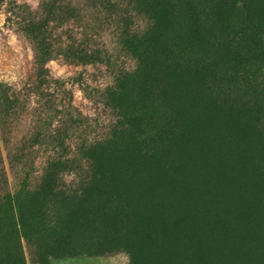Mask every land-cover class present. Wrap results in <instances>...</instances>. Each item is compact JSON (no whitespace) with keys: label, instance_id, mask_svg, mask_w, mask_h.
<instances>
[{"label":"rangeland","instance_id":"rangeland-1","mask_svg":"<svg viewBox=\"0 0 264 264\" xmlns=\"http://www.w3.org/2000/svg\"><path fill=\"white\" fill-rule=\"evenodd\" d=\"M180 54L209 68L178 75L172 64L161 78L160 64ZM143 64L151 68L134 74ZM253 71L264 77V0H0V264L118 252L130 261L134 249L145 257L130 264H149L151 253L155 264H264V179L253 169L263 139L240 135L245 109L217 111L188 90L225 78L247 91ZM150 88L159 90L156 104L164 89L161 99L183 109L174 117L184 128L163 155L142 146L160 121L131 116ZM247 94L249 105L264 104V89ZM107 106L134 121L118 126ZM209 126L212 155L229 149V162L219 170L200 162L184 181ZM100 165L140 177L132 190L142 191L145 235L128 228L122 241L119 227L133 217H100L115 209L105 192L80 200L22 183L25 173ZM53 204L61 211L52 213Z\"/></svg>","mask_w":264,"mask_h":264},{"label":"trees","instance_id":"trees-1","mask_svg":"<svg viewBox=\"0 0 264 264\" xmlns=\"http://www.w3.org/2000/svg\"><path fill=\"white\" fill-rule=\"evenodd\" d=\"M244 3H241V5ZM194 61V62H193ZM192 62L195 63L192 65ZM172 64H176V67H180V71H178L176 74L178 75H184L185 73H195L197 74L201 68L208 69V66H204L205 62L200 57H194L193 55H185L180 54L178 57L175 58V61L170 62H164L160 64L161 71L160 75L165 77L166 73L164 72L166 69H170ZM151 66H148L147 64H143L140 69H134V74L142 73L150 69ZM191 68V69H190ZM164 70V71H163ZM247 74V81L246 84L251 88L245 90L238 89V86L236 84H233L231 81L226 80L223 78L222 80H218L217 82H213L210 86V82L208 84L204 83L201 85L202 89H188L190 93H194L198 99L203 100H209L212 105L215 107V109L226 111L228 112H235L237 109H245V114L248 113L247 118L245 119V123H240L241 127L244 128L243 132L240 131V135L244 140L248 142V140L254 139L253 137H256L255 140H258L259 137L263 139L264 142V104H259V106L249 105L246 101L248 98L247 92L251 91V93L254 91L255 95L261 93V91L264 89V77H260L258 73L250 72ZM154 83V82H153ZM218 83V84H216ZM154 85V84H153ZM164 89H160V104H156V101L154 98L159 97V90L158 89H147V92L145 93V98L142 100L140 105L137 108L133 109V112L131 115L132 117L140 116L141 114H146L148 116V121H160V129H156L154 132V136L145 141L143 145H148L147 152L144 154L155 155V153L160 152V154H165L163 151L167 146L169 137L174 134L175 132L181 130L184 128L181 125V120L174 117L175 112L177 113H183V109H180V107L174 108L171 106L167 100H162V91ZM191 97V95H190ZM257 97V96H256ZM258 98V97H257ZM151 99L153 102H148ZM164 99V98H163ZM108 112L118 114L119 119L117 121L118 126L124 127L126 123L129 121H132L133 118L127 117L125 114L123 115V112H121L119 109L112 108L111 106L106 107ZM209 109V108H208ZM214 111V110H212ZM122 114V115H121ZM229 117L228 114L226 118ZM225 115H222L219 117V121L217 122V126L221 128L222 125L226 123ZM134 121V120H133ZM252 134L255 136L252 137ZM240 135L238 134L239 138ZM210 138L212 140L210 141ZM260 139V138H259ZM260 139V140H261ZM106 140V139H105ZM105 140L100 143L99 147L100 150L98 153H100V156L102 154V150L105 149ZM226 141L229 143L226 146H230V144H233V141L235 139L230 138L229 136H226ZM232 140V141H231ZM213 142V135H212V127L209 126V128L206 130L205 135L203 137V149H201V145L197 147L194 150V160L197 159L196 162H193L190 164L189 167L186 168L185 174L182 175V179L184 181L188 180V173L193 174L195 169H197L198 164L200 162H207L208 165L213 166L214 169L219 170L220 168H223L224 165H226L229 162V156L230 152L226 151L229 149H222L221 153H217L215 156L212 155L211 151L213 150L214 146L212 145ZM152 144V145H151ZM120 145L114 144L113 147H118ZM131 147V144L129 142H123V146H121L122 149ZM110 148V147H109ZM104 152V151H103ZM258 157L261 158L257 162V165L253 169L256 173V175L261 176L264 179V149L260 152L256 153ZM214 156V157H213ZM214 163L211 165L210 162ZM197 166V167H196ZM40 182V187H44V190H49V192L58 193L61 196H70V197H77L80 200L85 199L87 196H90L93 191L98 192H105L107 193V197L113 199V205H115V209H106L109 212H106V210L102 211L99 216L100 217H106V218H112L115 221H117L119 224H121V220L123 218H129L133 217V220H131L130 227H122L120 225V229L122 232V241H125L127 237L128 231L132 229L133 235H145V232L147 231L146 227L144 225H141L139 221L137 220V214L138 209L136 207L137 200L139 199V195L142 193V191L139 189H133L132 188L136 185H138V182L140 181V177L137 175H132L130 172H126L124 169L120 167H104L103 165H100L95 168L90 169H83L80 171L77 170H56V171H47L43 173H39L38 175L34 174H27L25 173L23 176V182ZM64 183L66 184L64 187H58L53 186L54 183ZM46 184H53L52 186L45 187ZM37 190V189H35ZM116 192V193H115ZM122 194V195H121ZM60 196V197H61ZM250 197V196H249ZM11 198V197H10ZM59 199V198H58ZM56 204L52 205L50 208H52V213L59 212L61 209H56ZM89 215H92V213L88 212ZM86 214V215H88ZM94 214V213H93ZM90 218H92L90 216ZM84 221H87V217L84 219ZM123 224V223H122ZM119 228L117 230H119ZM127 228V229H126ZM131 228V229H128ZM131 234L132 238L134 236ZM137 250L134 249V252L131 251L130 256L131 260L137 258ZM145 250L141 251V256H144ZM148 255V254H147ZM150 257H146V261L149 264H155V257L154 253H151L149 255ZM145 257V256H144ZM130 260V263H131ZM49 264V263H48Z\"/></svg>","mask_w":264,"mask_h":264},{"label":"crops","instance_id":"crops-1","mask_svg":"<svg viewBox=\"0 0 264 264\" xmlns=\"http://www.w3.org/2000/svg\"><path fill=\"white\" fill-rule=\"evenodd\" d=\"M49 264H130L126 253L118 252L107 256H80L66 259H52Z\"/></svg>","mask_w":264,"mask_h":264}]
</instances>
